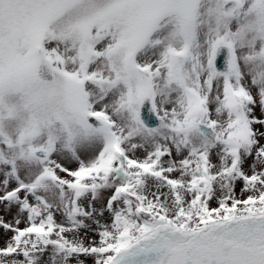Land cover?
Returning <instances> with one entry per match:
<instances>
[{"label": "snow or ice", "instance_id": "6c2138e0", "mask_svg": "<svg viewBox=\"0 0 264 264\" xmlns=\"http://www.w3.org/2000/svg\"><path fill=\"white\" fill-rule=\"evenodd\" d=\"M0 264H264V0H0Z\"/></svg>", "mask_w": 264, "mask_h": 264}]
</instances>
